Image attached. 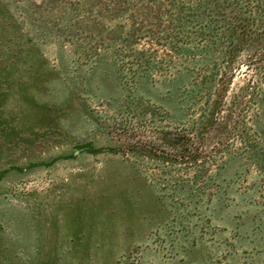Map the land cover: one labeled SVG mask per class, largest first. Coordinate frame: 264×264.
Instances as JSON below:
<instances>
[{
  "label": "rangeland",
  "instance_id": "1",
  "mask_svg": "<svg viewBox=\"0 0 264 264\" xmlns=\"http://www.w3.org/2000/svg\"><path fill=\"white\" fill-rule=\"evenodd\" d=\"M0 264H264V0H0Z\"/></svg>",
  "mask_w": 264,
  "mask_h": 264
}]
</instances>
